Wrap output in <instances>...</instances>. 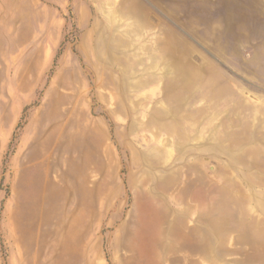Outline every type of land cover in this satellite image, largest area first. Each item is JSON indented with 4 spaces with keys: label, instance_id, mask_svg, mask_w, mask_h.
I'll return each instance as SVG.
<instances>
[{
    "label": "rangeland",
    "instance_id": "obj_1",
    "mask_svg": "<svg viewBox=\"0 0 264 264\" xmlns=\"http://www.w3.org/2000/svg\"><path fill=\"white\" fill-rule=\"evenodd\" d=\"M0 264H264V0H0Z\"/></svg>",
    "mask_w": 264,
    "mask_h": 264
},
{
    "label": "crops",
    "instance_id": "obj_2",
    "mask_svg": "<svg viewBox=\"0 0 264 264\" xmlns=\"http://www.w3.org/2000/svg\"><path fill=\"white\" fill-rule=\"evenodd\" d=\"M164 51V49H162V52Z\"/></svg>",
    "mask_w": 264,
    "mask_h": 264
}]
</instances>
